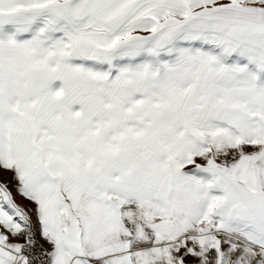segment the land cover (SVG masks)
<instances>
[{"label": "snow or ice", "instance_id": "6c2138e0", "mask_svg": "<svg viewBox=\"0 0 264 264\" xmlns=\"http://www.w3.org/2000/svg\"><path fill=\"white\" fill-rule=\"evenodd\" d=\"M0 264H264V0H0Z\"/></svg>", "mask_w": 264, "mask_h": 264}]
</instances>
